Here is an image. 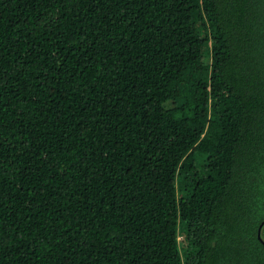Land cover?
<instances>
[{"label": "trees", "instance_id": "trees-1", "mask_svg": "<svg viewBox=\"0 0 264 264\" xmlns=\"http://www.w3.org/2000/svg\"><path fill=\"white\" fill-rule=\"evenodd\" d=\"M263 222L264 0H0V264H264Z\"/></svg>", "mask_w": 264, "mask_h": 264}, {"label": "water", "instance_id": "water-1", "mask_svg": "<svg viewBox=\"0 0 264 264\" xmlns=\"http://www.w3.org/2000/svg\"><path fill=\"white\" fill-rule=\"evenodd\" d=\"M264 224V222L262 223V225ZM262 225H261V227H262ZM261 227H260V229H261ZM260 229H259V233L257 234L258 235V238L260 239Z\"/></svg>", "mask_w": 264, "mask_h": 264}, {"label": "rangeland", "instance_id": "rangeland-1", "mask_svg": "<svg viewBox=\"0 0 264 264\" xmlns=\"http://www.w3.org/2000/svg\"><path fill=\"white\" fill-rule=\"evenodd\" d=\"M200 166H202L203 164L200 162V164H199Z\"/></svg>", "mask_w": 264, "mask_h": 264}]
</instances>
